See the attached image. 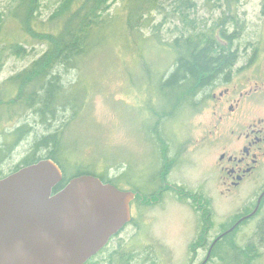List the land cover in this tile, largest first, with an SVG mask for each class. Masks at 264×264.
<instances>
[{
    "label": "rangeland",
    "instance_id": "374dc122",
    "mask_svg": "<svg viewBox=\"0 0 264 264\" xmlns=\"http://www.w3.org/2000/svg\"><path fill=\"white\" fill-rule=\"evenodd\" d=\"M61 1L41 0L38 19L47 21ZM128 1L111 2L106 13L111 25L106 31L105 48L90 55L83 69H63L68 88L76 87V83L82 81L78 86L81 94L77 109L69 107L61 114L65 121L58 125L62 126V138L57 139V154L62 157L66 172L71 176L82 170L103 173L107 169L111 178H117L126 167H130V174L138 183L146 181L149 174L150 177L155 174L160 164L158 152L162 155V151L169 148L178 153L186 150L183 163L170 178L188 188L193 195L183 197L178 192H165L158 202L157 195H151L149 180L145 191L150 194L134 205V223L89 264H106V254L109 256L116 249L121 254L115 257L114 264H200L205 257V250L201 249L205 233L200 227V207L195 208V192L203 187L211 196L217 186L213 169L215 154L203 149L197 140L203 126L211 122L210 96L202 101L198 97L196 105L184 106L175 115L160 119L153 111L159 112L168 104L164 94L157 89V76L151 77L152 73H161L166 79L174 70L176 58L171 45L176 38L221 23L218 31L226 35L224 39L231 43L237 54L226 78L231 86L238 84L240 89L246 88L243 85L250 82V78L255 81L264 75V0H191L194 5L188 11L185 9V13L181 11L184 6L180 0H157L160 7L145 15L148 21L140 26L149 47L135 41V35L128 31ZM17 3L18 0H0V19H7ZM14 26L11 20H7L8 40ZM24 47L27 50L23 56L5 55L0 68V83L31 65L47 48L37 42ZM263 94L264 91L261 110H264ZM75 114L79 117L73 120ZM55 122L51 121L49 125ZM153 126L162 129L167 140L168 145L162 150ZM56 134L57 129L49 130V135L55 137ZM17 152L13 161H18L24 149L20 147ZM127 187L122 183L119 186L121 189ZM213 208L217 219L226 218L236 209L227 200L215 203ZM256 229L253 224L241 228L239 246L251 245L244 236L254 234ZM216 230L217 227L213 228L212 233ZM253 245L259 256L251 264H264V242ZM110 262L108 258V264ZM217 263V259L212 258L208 264Z\"/></svg>",
    "mask_w": 264,
    "mask_h": 264
},
{
    "label": "flooded vegetation",
    "instance_id": "af4514ba",
    "mask_svg": "<svg viewBox=\"0 0 264 264\" xmlns=\"http://www.w3.org/2000/svg\"><path fill=\"white\" fill-rule=\"evenodd\" d=\"M221 40L225 48L236 52L227 40L223 38ZM226 72L204 87L196 97H200L198 100L202 101L210 96L208 104L212 108L211 122L203 126L197 140L201 142L203 149L212 150L215 154L213 169L217 184L216 192L211 196L206 194L203 187L198 193L195 192V208L200 207L202 216L200 227L205 233L201 244V249L205 250V257L200 264H208L212 258L217 259V264H225L224 260L231 256L230 251L236 252L235 249L239 248L241 237L238 236V232L243 227L253 224L257 228L254 234L244 236L247 243L264 242V236L260 234L261 226H264V110H261L264 75L255 81L250 78V82H243L246 88L240 89L238 84L230 85ZM15 78L16 74L6 77L0 83V179L25 166L49 158V130L57 129L56 138L60 141L62 126L58 125L65 121L61 115L64 107L60 106L61 102H64V105L66 103L60 89L64 88L63 83L61 87L59 86L60 90L56 89L57 87L53 89L52 93L58 94H54L52 100L56 99L57 103L49 111L47 82L34 84L38 77H22L19 78L22 84L20 82L16 86L14 85L16 80H13ZM212 88L216 91L209 92ZM71 103L73 110L77 109L79 96L73 98ZM60 117L62 119L58 120ZM78 117L79 115L75 114L73 120ZM51 121L56 122L49 125ZM20 147L24 149V154H20L18 161H13ZM158 153L160 164L155 174L152 177L149 174L146 181L136 183L130 174V167H126L119 176L121 183L128 186L125 190L136 193L135 199L131 202V220L85 264L93 262L108 250L116 237L134 223V205L142 202L145 199L144 195L151 192V195H157L158 202L165 192H178V195L183 197L193 195L188 188L170 178L183 163L186 150L178 153L169 148L162 151V155ZM62 170L64 172L63 167ZM137 170L139 172V169ZM98 174H103L107 178L108 170ZM149 180L152 187L150 192H146ZM224 200L231 201L236 209L226 218L217 219L214 204ZM215 227L217 230L212 233ZM118 254H121L118 249L112 251L109 256L107 253L106 264L108 258L112 262ZM226 263L230 264V261ZM232 264L241 262L233 260Z\"/></svg>",
    "mask_w": 264,
    "mask_h": 264
},
{
    "label": "trees",
    "instance_id": "16d2710c",
    "mask_svg": "<svg viewBox=\"0 0 264 264\" xmlns=\"http://www.w3.org/2000/svg\"><path fill=\"white\" fill-rule=\"evenodd\" d=\"M111 2L112 0H62L50 18L43 21L38 19L41 0H18L7 19H0V68L6 54L13 53L23 56L27 50L25 45L31 46L35 42L45 44L47 47L45 52L22 72L16 74V78L13 79L16 80L14 85L20 84L19 78L30 76L39 78L34 81V84L47 82L49 87L47 108L51 111L57 103L56 99L52 100L53 96L58 94L52 93V91L56 87L59 89L63 83L64 88L60 89L63 98H66V103L64 105V102H61L60 106L64 109L73 106L71 103L73 98L81 94L78 86H80L82 79L76 83L74 90L68 88L64 82L65 71L63 69H83V64L86 63L85 60L90 55L105 48L106 31L111 25L106 13L110 9ZM179 2L184 6L181 9L183 13L186 12H184L185 9L188 11L194 5L191 0H180ZM159 7L160 3L157 0L128 1V31L135 35V41L150 46V43L145 42L140 26L148 21V19L145 20V15ZM7 20H11V24L15 25L10 33L12 36L10 40L6 36V33L9 32L6 30ZM143 20L145 21L143 22ZM219 28H221V23H216L212 28L205 31L176 38L171 45V51L176 58L175 68L168 78L163 79L161 73H152L148 67L152 73L151 78L154 79L157 76V89L161 94H164L168 104L165 108L161 107L162 110L159 112L153 111L156 117L160 119L171 117L188 103L195 102L198 93L204 87L235 64L236 52L234 53L231 49L224 47L221 39H224L226 35L218 31ZM161 130H154L157 140L160 141V148L168 145ZM57 139L54 135L49 136L48 157L63 167L64 179L54 189V192L63 188L71 178L82 174H93L101 177L104 182H110L118 187L121 185V177L111 178L108 174L106 178L92 170H82L73 176L69 175L66 172L67 169L62 157L57 154L59 144ZM260 234L264 236V226H261ZM235 251H230L231 256L226 258L230 264L233 260H239L241 264H251L259 256L253 244L246 248L239 246ZM114 262L115 260L111 264Z\"/></svg>",
    "mask_w": 264,
    "mask_h": 264
},
{
    "label": "water",
    "instance_id": "95a60500",
    "mask_svg": "<svg viewBox=\"0 0 264 264\" xmlns=\"http://www.w3.org/2000/svg\"><path fill=\"white\" fill-rule=\"evenodd\" d=\"M63 179L52 158L0 179V264H85L130 222L135 192L93 174L54 192Z\"/></svg>",
    "mask_w": 264,
    "mask_h": 264
},
{
    "label": "bare ground",
    "instance_id": "6f19581e",
    "mask_svg": "<svg viewBox=\"0 0 264 264\" xmlns=\"http://www.w3.org/2000/svg\"><path fill=\"white\" fill-rule=\"evenodd\" d=\"M225 73V72H224ZM217 79V78H216ZM74 87H75V85H74ZM74 87H72V88H74ZM197 98L195 99V102H190V103H188L187 105H185V106H188V108H189V105H191V106H194L196 103H197ZM63 106V105H62ZM164 118V117H163ZM154 127V126H153ZM156 127V126H155ZM155 127L153 128V129H155ZM106 174V173H105ZM103 175V174H102ZM105 176V175H104Z\"/></svg>",
    "mask_w": 264,
    "mask_h": 264
}]
</instances>
